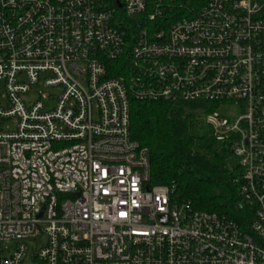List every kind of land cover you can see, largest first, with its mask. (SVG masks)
<instances>
[{
    "label": "built area",
    "instance_id": "built-area-1",
    "mask_svg": "<svg viewBox=\"0 0 264 264\" xmlns=\"http://www.w3.org/2000/svg\"><path fill=\"white\" fill-rule=\"evenodd\" d=\"M132 101L214 106L247 230L150 184ZM0 264H264V0H0Z\"/></svg>",
    "mask_w": 264,
    "mask_h": 264
},
{
    "label": "trees",
    "instance_id": "trees-1",
    "mask_svg": "<svg viewBox=\"0 0 264 264\" xmlns=\"http://www.w3.org/2000/svg\"><path fill=\"white\" fill-rule=\"evenodd\" d=\"M130 108L131 138L147 151L150 184L171 188L172 199L192 211L226 216L247 230L251 211L238 194L241 168L229 142H219L203 120L214 106L132 101Z\"/></svg>",
    "mask_w": 264,
    "mask_h": 264
},
{
    "label": "rangeland",
    "instance_id": "rangeland-1",
    "mask_svg": "<svg viewBox=\"0 0 264 264\" xmlns=\"http://www.w3.org/2000/svg\"><path fill=\"white\" fill-rule=\"evenodd\" d=\"M219 113L226 118H228L230 121L236 120L239 111H237L235 106H230V107H223L219 110Z\"/></svg>",
    "mask_w": 264,
    "mask_h": 264
}]
</instances>
